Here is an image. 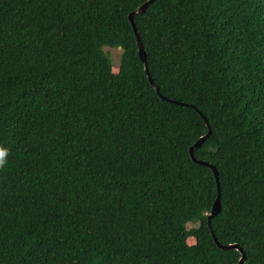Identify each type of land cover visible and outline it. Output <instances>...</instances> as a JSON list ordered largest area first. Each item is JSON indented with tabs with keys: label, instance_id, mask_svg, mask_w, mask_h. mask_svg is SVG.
Wrapping results in <instances>:
<instances>
[{
	"label": "trees",
	"instance_id": "16d2710c",
	"mask_svg": "<svg viewBox=\"0 0 264 264\" xmlns=\"http://www.w3.org/2000/svg\"><path fill=\"white\" fill-rule=\"evenodd\" d=\"M146 1L0 0V264H236L218 194L214 236L264 264V0L134 14L158 92Z\"/></svg>",
	"mask_w": 264,
	"mask_h": 264
},
{
	"label": "water",
	"instance_id": "95a60500",
	"mask_svg": "<svg viewBox=\"0 0 264 264\" xmlns=\"http://www.w3.org/2000/svg\"><path fill=\"white\" fill-rule=\"evenodd\" d=\"M153 0H147L146 2H144L143 4H141L140 6H138L133 12H131L129 14V21L131 22V25L133 27V31H134V34H135V38H136V43H137V53H138V57L139 59L143 62V65H144V70H145V73L147 75V78L150 82V84L153 86V88L155 89L156 92H158V89H157V86L154 84L153 80L151 79L148 71H147V67H146V62H145V51L142 47V44L140 42V39H139V35L135 29V25H134V21H133V15L134 14H140L142 12H144L146 10V8L151 4ZM162 98L166 99V100H169L171 102H174V103H179L177 101H173L171 99H167L163 96H161ZM179 104H183V103H179ZM204 120L206 121V119L204 118ZM210 134V129H208V132L207 134H205L204 136H201L198 140H196L194 142V144L189 148V155H190V158L192 161H194L196 164L198 165H202V166H206L208 168H210L214 175H215V178L218 182V176H217V170L216 168L211 164V163H208L204 160H197L194 155H193V151L195 149H197L198 147L201 146V144L204 142V140L207 138V136ZM218 184V183H217ZM220 211V199H219V194L217 195V197L215 198L212 206H211V209H210V212L207 216V225H208V228H209V231H210V234L216 244V246L222 250H227V249H236L239 253H240V258L238 260V262L236 264H243V262L246 260V256H245V253L244 251L242 250V248L236 244V243H232V244H222L221 242H219L216 237L214 236L213 232H212V229H211V225H210V220L212 217H214L218 212Z\"/></svg>",
	"mask_w": 264,
	"mask_h": 264
},
{
	"label": "rangeland",
	"instance_id": "374dc122",
	"mask_svg": "<svg viewBox=\"0 0 264 264\" xmlns=\"http://www.w3.org/2000/svg\"><path fill=\"white\" fill-rule=\"evenodd\" d=\"M103 50L110 56L113 65L112 70L115 72L119 65L120 49L104 46ZM187 241L189 244H192L194 242V239L192 237H189Z\"/></svg>",
	"mask_w": 264,
	"mask_h": 264
},
{
	"label": "clouds",
	"instance_id": "9594fccd",
	"mask_svg": "<svg viewBox=\"0 0 264 264\" xmlns=\"http://www.w3.org/2000/svg\"><path fill=\"white\" fill-rule=\"evenodd\" d=\"M5 155V150L0 148V166H3V164L5 163L3 156Z\"/></svg>",
	"mask_w": 264,
	"mask_h": 264
}]
</instances>
